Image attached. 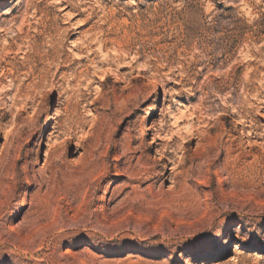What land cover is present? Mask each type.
<instances>
[{
	"label": "rangeland",
	"instance_id": "rangeland-1",
	"mask_svg": "<svg viewBox=\"0 0 264 264\" xmlns=\"http://www.w3.org/2000/svg\"><path fill=\"white\" fill-rule=\"evenodd\" d=\"M0 264H264V0H0Z\"/></svg>",
	"mask_w": 264,
	"mask_h": 264
}]
</instances>
